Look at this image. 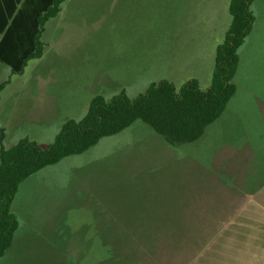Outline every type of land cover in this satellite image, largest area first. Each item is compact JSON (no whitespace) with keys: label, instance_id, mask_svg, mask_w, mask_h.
I'll list each match as a JSON object with an SVG mask.
<instances>
[{"label":"rangeland","instance_id":"rangeland-1","mask_svg":"<svg viewBox=\"0 0 264 264\" xmlns=\"http://www.w3.org/2000/svg\"><path fill=\"white\" fill-rule=\"evenodd\" d=\"M125 2L89 0L84 7L78 4L66 12L72 31L75 22L97 28L83 50L90 51L86 66L77 68L78 58L73 57L71 63L69 56L59 55V33L52 30L56 19L45 25L56 42L54 64L44 65L45 72L43 66L34 68L30 62L23 74H12L0 61V84L11 79L18 89L7 90L9 95L14 93L7 110L18 116L30 112L4 142L6 147L26 136L42 148L53 143L62 116L76 115L74 119L79 120L86 114L83 85L122 70L116 69L121 67L126 45L152 36L145 39L161 43L164 51L171 46L168 41L179 42L184 37L178 29L180 8L176 9L174 2L171 7V0ZM253 8L257 18L246 47L239 50L235 94L186 156L178 155H193L225 177L224 189L218 191L223 196L219 202L212 198L210 208L222 200L228 206L224 196H255L264 187V0L255 1ZM181 11L184 18L187 14L183 8ZM42 39L47 42L46 32ZM28 84L31 90H19L18 86L26 88ZM138 93L142 92L128 95ZM47 111L54 115L52 120ZM4 114L0 109V127ZM54 119L57 121L52 123ZM156 133L137 120L87 151L65 157L25 179L11 204L18 228L0 264H159L168 260L187 233L186 223L181 222L185 220L171 217L169 208L157 218H142L140 213L144 203L154 204L157 198L164 203L180 169L176 165L172 173V152L160 151ZM189 184L187 175L177 176L176 194L186 195ZM186 206L187 198L184 205L177 200L174 211ZM196 220H191V227Z\"/></svg>","mask_w":264,"mask_h":264},{"label":"crops","instance_id":"crops-1","mask_svg":"<svg viewBox=\"0 0 264 264\" xmlns=\"http://www.w3.org/2000/svg\"><path fill=\"white\" fill-rule=\"evenodd\" d=\"M124 1L131 4L133 0ZM255 1L257 0L251 4V10L256 20L257 15L253 8ZM86 2L89 0H65L61 4L57 16L50 18L57 21L53 24L52 30L59 33L56 41L60 42L59 55L61 57L69 56L71 63L73 57L78 58L77 68L86 66L90 51L83 50L90 42L92 32L97 28L90 29L87 25H79L75 22L76 24L73 23L75 30L72 31V25L67 23L65 15L70 7L78 8V4L84 7L83 3ZM140 2L145 3L146 0H140ZM173 2L176 9L180 8L178 29L183 31L184 37L179 42L168 41L167 43L171 46L166 47L164 51L161 43L145 39L152 38V36L142 37L139 43L126 45V50L122 53L121 67L116 69H122L120 72H109L105 77L97 80L92 78L83 85L87 90L86 95H82L85 112L96 96L100 95L109 100L122 92L126 95L130 92H144L151 84L161 80H168L178 88L191 79H196L202 88L209 86L217 48L223 42L231 23V15L229 17L228 14L230 0H171V7H173ZM168 6L167 3L166 11L169 10ZM182 8L187 14L184 18H182ZM186 18L187 21H185ZM65 25L68 27L66 28ZM45 32L47 42L43 41L45 48L42 57L30 60L26 68L32 62L34 68H39L41 65L45 72L47 67L44 65H47L48 62L54 64L52 58L53 51L56 52L53 50L56 42L51 36L50 28L46 31L44 27L42 38ZM247 37L242 46L247 44ZM163 52L167 53L164 55ZM238 54L240 63V51ZM118 66L119 64L115 67ZM11 87H15V85L10 79L0 89V109L2 113H5L2 127H0L5 131L4 142L14 134V130L19 128V122L22 120L23 123L30 113L28 111L26 114L18 116L7 110V102L14 100V93L7 94V90H10ZM31 87L29 84L26 88L18 86L19 90H31ZM14 89L18 90L16 87ZM138 94L128 96L133 98ZM46 114L52 120L54 115L48 111ZM76 117V115L62 116L59 119L58 127L61 129L66 121L75 120ZM55 121L57 120L54 119L52 123ZM156 134L160 137L157 140L160 151L172 152V173L176 165H179L177 176L187 175V181L191 185L187 187L186 195L180 193L177 195L178 190L174 187V180L177 176L174 177L170 184V195L164 203L157 198L154 204L144 203L145 205L140 211L142 218H157L162 215L164 209L169 208L171 217L185 220L181 222H185L187 225V233L183 237V242L178 245L177 251L168 260L159 261V264H264V187H261L258 191L259 195L255 196H237L236 198L231 195L224 196L228 206L221 199V204L216 203L213 208H210L212 198L219 202L223 196V193L220 196L218 191L222 192L220 189H224L225 177L212 172L208 165L199 159L197 161L193 155L178 156L179 154L186 156L189 147L194 146L199 139L192 143L172 145L162 135ZM24 138L33 140L27 136L21 139ZM158 191L161 192L159 189ZM235 192L237 195V188H235ZM191 193H194L195 196H192ZM176 198L180 205H184L187 198V206L184 210L174 211ZM194 214H199V216L193 218ZM196 218L198 220L195 221L194 227H191V220Z\"/></svg>","mask_w":264,"mask_h":264},{"label":"trees","instance_id":"trees-1","mask_svg":"<svg viewBox=\"0 0 264 264\" xmlns=\"http://www.w3.org/2000/svg\"><path fill=\"white\" fill-rule=\"evenodd\" d=\"M65 0H0V61L12 74H20L32 59L42 57V33L46 22L60 11ZM254 0H230L231 23L216 51L208 87L196 79L177 87L168 80L151 84L130 98L124 92L106 99L96 96L79 120L66 121L55 140L42 148L28 138L4 145L0 128V259L10 248L18 221L11 204L20 184L41 169L65 157L81 154L100 139L115 135L141 120L172 145L200 139L208 126L225 111L236 92L233 82L239 64V48L253 28ZM9 80L0 84L2 89Z\"/></svg>","mask_w":264,"mask_h":264}]
</instances>
